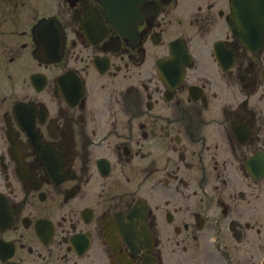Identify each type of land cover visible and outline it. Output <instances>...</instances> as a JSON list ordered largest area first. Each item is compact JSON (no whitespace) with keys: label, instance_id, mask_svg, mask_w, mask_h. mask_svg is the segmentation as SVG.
Masks as SVG:
<instances>
[{"label":"flooded vegetation","instance_id":"af4514ba","mask_svg":"<svg viewBox=\"0 0 264 264\" xmlns=\"http://www.w3.org/2000/svg\"><path fill=\"white\" fill-rule=\"evenodd\" d=\"M118 3L0 0V264H264V0Z\"/></svg>","mask_w":264,"mask_h":264},{"label":"water","instance_id":"95a60500","mask_svg":"<svg viewBox=\"0 0 264 264\" xmlns=\"http://www.w3.org/2000/svg\"><path fill=\"white\" fill-rule=\"evenodd\" d=\"M141 0H137V2H140ZM118 5H117V7L119 8V10L120 9H122L123 8V5H125V3H126V0H118ZM124 16H126V15H123L122 13H121V11H117L116 13H115V16H114V18H115V21L117 22V23H121V21H122V19L124 18Z\"/></svg>","mask_w":264,"mask_h":264}]
</instances>
